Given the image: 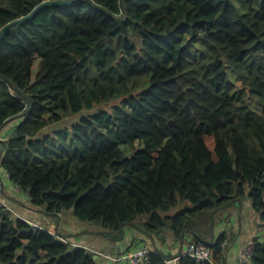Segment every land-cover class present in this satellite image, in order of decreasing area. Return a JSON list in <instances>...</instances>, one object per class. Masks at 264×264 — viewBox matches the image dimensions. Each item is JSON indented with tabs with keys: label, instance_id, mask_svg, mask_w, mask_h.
Masks as SVG:
<instances>
[{
	"label": "trees",
	"instance_id": "1",
	"mask_svg": "<svg viewBox=\"0 0 264 264\" xmlns=\"http://www.w3.org/2000/svg\"><path fill=\"white\" fill-rule=\"evenodd\" d=\"M45 1L0 0V32ZM15 119L1 166L34 212L116 239L127 226L183 239L249 198L264 224V0L45 5L0 40V132ZM25 219L0 205V264L109 260ZM220 233L191 242L224 264L235 234ZM150 250L148 264H213Z\"/></svg>",
	"mask_w": 264,
	"mask_h": 264
},
{
	"label": "crops",
	"instance_id": "2",
	"mask_svg": "<svg viewBox=\"0 0 264 264\" xmlns=\"http://www.w3.org/2000/svg\"><path fill=\"white\" fill-rule=\"evenodd\" d=\"M19 121V119H15L12 124L8 125V127L0 133L5 135L7 138L10 137L14 132V126H16ZM0 172H3L2 174L9 179L2 166L0 167ZM14 190L18 194L16 197L14 196L15 201L8 196L10 195L9 192L4 188L2 181H0L1 199L3 200V202L11 206V208H13L17 213L24 215V217L38 224H41L43 226L47 225L53 231L57 232V230L63 229V231L72 235V237L74 238L73 240L78 241H75L73 243L86 244L94 250L101 251L106 255H117L120 253L131 252L144 247H148L151 249H155L156 247L165 254L179 255L185 252V250L188 248L189 243L191 242L192 233L190 232V230L188 232H183V239L176 237L170 232L161 233L159 235H152V237H150L148 235L136 233L134 227L131 226L125 227V231L120 239H116L115 237L107 235L104 236L106 239L105 242L97 241V239L93 240L90 238H86L83 233L87 231L88 228H86L84 226V223L77 220L70 212L59 213L57 217L46 215L41 210L34 212V209H31L27 206V196L21 193L20 190L16 189L15 187ZM223 217L226 218L227 225H225L224 227L220 222L216 223L217 221H215L212 226V236L216 238L217 234L222 232L224 229H232L237 233L236 241H233V244L228 245L224 264H239L243 250L246 248V246L256 238L262 240L264 236V224L262 218L260 214L253 209L249 198L242 199L238 206L230 208L227 212L224 213ZM90 229H92V227H90L89 230ZM94 231L96 232L97 230ZM193 234H195V231ZM163 237H165V239L161 240V238ZM134 238H137L138 241H133ZM93 242H95L96 246H93L91 244ZM99 263L122 264L113 263L112 261L103 259L102 257L99 260Z\"/></svg>",
	"mask_w": 264,
	"mask_h": 264
},
{
	"label": "built area",
	"instance_id": "3",
	"mask_svg": "<svg viewBox=\"0 0 264 264\" xmlns=\"http://www.w3.org/2000/svg\"><path fill=\"white\" fill-rule=\"evenodd\" d=\"M8 139L6 136L0 134V144ZM1 166V162H0ZM0 205L4 207V211L8 212L9 210H12L11 206H9L7 203L3 202V200L0 197ZM13 214V213H12ZM32 225H35L37 228H43V225H40L38 223H35L31 220L25 219ZM254 241H251L246 248L243 250L242 256L240 258L239 264H251V257L253 254V248H254ZM75 246H81L80 243H73ZM151 248L144 247L140 248L131 252H125L116 256H105L111 261L119 262L122 264H148V255L151 252ZM101 254V253H99ZM184 254L195 257L199 261H212V249L208 245L202 243V242H190L188 245V248L185 250ZM178 258L171 259L170 263H177ZM213 264L214 263L212 261Z\"/></svg>",
	"mask_w": 264,
	"mask_h": 264
},
{
	"label": "rangeland",
	"instance_id": "4",
	"mask_svg": "<svg viewBox=\"0 0 264 264\" xmlns=\"http://www.w3.org/2000/svg\"><path fill=\"white\" fill-rule=\"evenodd\" d=\"M34 68L37 70L38 63H36ZM36 70H35V72H36ZM112 104H113V102H110V103L98 106V108H108L109 109ZM75 116H79V118H80V115L77 114V115L73 116V119H68V120H70V121L74 120L75 121L76 120ZM2 173L3 172H0V181H2L4 188L9 192L10 195L16 197L18 194L16 193V191L14 190V187L12 186V182L5 175H3ZM176 211H178V208L173 209V213H175ZM194 220H196L195 224L193 223V221L190 224L191 228H192V229H190V232L192 233V235H194L193 233L195 231V233L203 235L206 239H210L211 236H212L213 219L209 218V217H207L205 215H202V216L197 217ZM220 222H221V225H223L224 227H225V225H227V220L224 217H222ZM91 224H94V223H88V225H87L88 230L85 231L83 233V235L86 238H90V239H93V240L97 239V241H104L105 242L106 239H105L103 234H98V233L94 234V233L90 232L89 228L91 227L90 226ZM95 226H97V225L95 224ZM98 228H99V231L100 230L103 231V229H101L99 226H98ZM228 231L235 234V239L234 240L236 241L237 233L234 230H232V229H228ZM91 244L93 246H96L95 242H93ZM112 262L113 263H119V262H115V261H112Z\"/></svg>",
	"mask_w": 264,
	"mask_h": 264
},
{
	"label": "water",
	"instance_id": "5",
	"mask_svg": "<svg viewBox=\"0 0 264 264\" xmlns=\"http://www.w3.org/2000/svg\"><path fill=\"white\" fill-rule=\"evenodd\" d=\"M80 1H82V0H48V1L42 2L41 4L36 6L35 9L29 15L23 16V17L15 20V21H12V22L8 23L7 25H5L4 28L0 32V40H1L3 34L5 33L6 30H8L9 28H11L12 26H14L16 24L22 23L23 21L31 18L41 7H43L45 5H52V4L70 5V4L78 3ZM0 147H1L0 162H2V152L4 150V145L0 144ZM121 231L123 232V229Z\"/></svg>",
	"mask_w": 264,
	"mask_h": 264
},
{
	"label": "clouds",
	"instance_id": "6",
	"mask_svg": "<svg viewBox=\"0 0 264 264\" xmlns=\"http://www.w3.org/2000/svg\"><path fill=\"white\" fill-rule=\"evenodd\" d=\"M1 167V166H0ZM81 244V243H80ZM96 251H98V250H96ZM120 254H122V253H120ZM117 255H119V254H117ZM112 256H116V255H112ZM106 258V257H105ZM111 261V260H110Z\"/></svg>",
	"mask_w": 264,
	"mask_h": 264
}]
</instances>
